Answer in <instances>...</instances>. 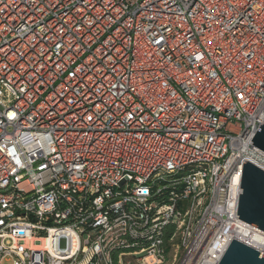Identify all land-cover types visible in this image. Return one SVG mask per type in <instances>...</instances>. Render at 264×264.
I'll list each match as a JSON object with an SVG mask.
<instances>
[{"label":"built area","instance_id":"2783aa9c","mask_svg":"<svg viewBox=\"0 0 264 264\" xmlns=\"http://www.w3.org/2000/svg\"><path fill=\"white\" fill-rule=\"evenodd\" d=\"M263 120L264 0H0V264L262 252Z\"/></svg>","mask_w":264,"mask_h":264},{"label":"water","instance_id":"95a60500","mask_svg":"<svg viewBox=\"0 0 264 264\" xmlns=\"http://www.w3.org/2000/svg\"><path fill=\"white\" fill-rule=\"evenodd\" d=\"M253 147L264 153V120L252 138ZM238 219L264 232V171L251 163L242 166ZM218 264H264V250L232 240Z\"/></svg>","mask_w":264,"mask_h":264},{"label":"trees","instance_id":"16d2710c","mask_svg":"<svg viewBox=\"0 0 264 264\" xmlns=\"http://www.w3.org/2000/svg\"><path fill=\"white\" fill-rule=\"evenodd\" d=\"M172 233H173V229L172 228L168 229V234L170 235ZM176 242H178L177 238H176ZM169 247H170L169 245L166 246V248H169ZM133 250L134 249H131L129 252H132ZM122 251H127L128 252V250L125 247H122V246H120L118 244H116L114 246V248L111 249V254H112V257H113V260H114V264H117V254L122 252Z\"/></svg>","mask_w":264,"mask_h":264},{"label":"bare ground","instance_id":"6f19581e","mask_svg":"<svg viewBox=\"0 0 264 264\" xmlns=\"http://www.w3.org/2000/svg\"><path fill=\"white\" fill-rule=\"evenodd\" d=\"M251 245L254 247H261L264 246V237L258 235V234H253L251 236V241H250Z\"/></svg>","mask_w":264,"mask_h":264},{"label":"rangeland","instance_id":"374dc122","mask_svg":"<svg viewBox=\"0 0 264 264\" xmlns=\"http://www.w3.org/2000/svg\"><path fill=\"white\" fill-rule=\"evenodd\" d=\"M172 251H170V248H166V260L164 262V264H171L172 262ZM126 260H129L130 262H134L133 258H127Z\"/></svg>","mask_w":264,"mask_h":264}]
</instances>
